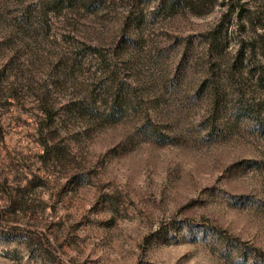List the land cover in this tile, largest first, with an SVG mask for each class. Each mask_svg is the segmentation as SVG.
Masks as SVG:
<instances>
[{
    "label": "rangeland",
    "instance_id": "obj_1",
    "mask_svg": "<svg viewBox=\"0 0 264 264\" xmlns=\"http://www.w3.org/2000/svg\"><path fill=\"white\" fill-rule=\"evenodd\" d=\"M0 264H264V0H0Z\"/></svg>",
    "mask_w": 264,
    "mask_h": 264
},
{
    "label": "trees",
    "instance_id": "obj_2",
    "mask_svg": "<svg viewBox=\"0 0 264 264\" xmlns=\"http://www.w3.org/2000/svg\"><path fill=\"white\" fill-rule=\"evenodd\" d=\"M263 79L262 78H260V81H262Z\"/></svg>",
    "mask_w": 264,
    "mask_h": 264
}]
</instances>
